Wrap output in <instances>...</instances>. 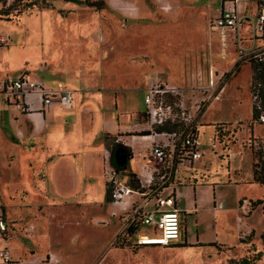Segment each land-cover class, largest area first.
Listing matches in <instances>:
<instances>
[{
  "label": "rangeland",
  "instance_id": "obj_1",
  "mask_svg": "<svg viewBox=\"0 0 264 264\" xmlns=\"http://www.w3.org/2000/svg\"><path fill=\"white\" fill-rule=\"evenodd\" d=\"M102 1L103 9L96 10L83 3L78 6L77 3L67 0H0V22L10 23L7 25L13 26L24 39H27L30 29V38L33 40L30 41L31 44H41L39 49L44 53L43 32L48 26L45 18L47 12L62 15L56 6L60 9L75 7L74 14L67 21L78 25H89L96 21L95 32L81 36L71 35L66 31L65 26L68 24H58L56 15L49 13L52 17H48V21L53 22L57 32L55 46L62 48L64 43L78 45L77 56L82 58L81 67L78 69L88 73V76L95 74L97 79L108 80L112 72V75L125 77L128 86L133 88L128 92L127 98L132 110H145V89L149 80L160 74L184 90L185 97L187 96L186 106L191 107L192 113L198 107L194 125L201 123V115L211 104L221 103L223 100L220 105L209 107L204 122H231L234 118L245 120L251 117L252 105L259 99H254L253 87L251 84L248 86L249 76L252 83L255 74V59L237 61L233 38L226 36L224 49L218 34L220 32L209 30V22L218 13L219 0H143L140 2L141 15L133 18H129L122 11H113L106 0ZM133 4L125 5V8L136 11L138 6ZM25 18L30 21L27 25L29 29L22 22ZM144 27L145 31H142ZM0 35H8L10 39L9 46L0 51L4 52L9 47L11 50L18 36L8 30ZM92 39L97 42L96 48L91 42ZM18 45L17 43L13 49L19 48ZM32 46L29 47L36 50ZM223 52L227 53L224 58ZM29 56L31 60L33 55ZM90 62L100 65L95 73L89 66ZM115 63L118 64L112 66ZM19 66L20 63L14 68ZM56 66V63L53 64L50 59L43 57L37 61L32 71L26 72L23 69L21 72L28 73L32 79L36 76L46 87L53 88L57 83H52L55 78L49 76L47 71H65L77 67L66 62ZM24 67H28V60H25ZM100 67L102 71L99 72ZM9 71V77L18 75L12 69ZM3 77V70H0V81ZM227 83L228 87H225ZM257 88L261 91L262 87ZM1 97L3 98L2 95ZM1 97L0 104L5 105ZM222 129L224 125L215 127L221 134L219 138L222 143L216 142L213 146L207 141L208 135L214 132L213 128H203L204 133L199 136L203 157L194 163L192 170L185 163L184 172L180 175L194 172L196 167V175H193L197 186L202 185L203 191L208 186L216 188V196L221 195L225 200L224 208L216 215L206 209L202 210L197 220L200 225H195L193 217L184 218L183 214L180 215L181 222H184L181 226V243L184 239L194 242L198 237L200 244L209 245L168 249L145 247L144 250L132 247L127 242V233L125 236H111L116 230L119 231L122 222L110 217V205L113 201L105 202L104 187L96 188L94 193L58 195L48 188L43 191L31 185L27 175L21 179L22 184L19 185L20 178L15 177L19 172V150L16 146L7 144L0 134V169L7 170L3 181L0 175V215L5 222V231L0 233V249H7L13 260L23 264L30 261L29 264H235L244 257L254 259L253 264H264V237L261 235L264 229V207H258L247 221L241 215L237 200L238 196L247 200H263L264 188L252 179L243 181V178H249L248 171L251 169L246 161L249 158L244 156L230 158V181L227 180V160L220 156V152L223 144L228 147L235 141L230 138V142L223 143ZM256 134L264 140V125L258 126ZM250 144L249 137L241 141L242 148H250ZM256 146L254 143L255 149ZM262 148L264 149V142ZM111 149L110 147V151ZM11 155L15 158L9 161ZM237 169L242 170L241 178L234 173ZM258 169L260 171V167ZM110 172L111 168L107 165V181L112 178ZM116 176L119 183L128 185L129 178L122 179V171H116ZM186 178L185 187L180 190L182 192L192 186L191 176L188 174ZM240 182L246 184L237 190L235 183ZM186 200V197L179 199L180 210L187 208ZM217 202L219 206L216 205V208L219 209L221 204L220 201ZM99 217L106 220L99 223L96 221ZM237 217L252 226L255 232L252 236L240 234L238 239L233 229ZM225 222L229 224L227 228ZM146 233L147 230L142 228L137 234L143 236ZM258 252L261 253L259 256ZM49 254L54 256L52 262L49 261Z\"/></svg>",
  "mask_w": 264,
  "mask_h": 264
},
{
  "label": "crops",
  "instance_id": "obj_2",
  "mask_svg": "<svg viewBox=\"0 0 264 264\" xmlns=\"http://www.w3.org/2000/svg\"><path fill=\"white\" fill-rule=\"evenodd\" d=\"M141 1L143 0H106L107 4H109V7L113 11H122L123 14H127L129 18L141 15ZM130 3H134L138 6V9L136 11L127 10L125 5ZM53 5L54 4H52V6ZM77 5L75 4L78 8L80 5ZM56 7L63 14L57 15L51 13L52 11L47 12L45 18L48 26L43 32V40L45 41V44L43 43L45 46L44 53L39 49L41 44L35 45L34 42L31 44L30 41H33L32 38H30L32 32L30 31L29 26H27L30 21L26 18L22 19V22H24L29 29L27 39H24L22 34L17 32L13 26L7 25L10 23L0 22L2 24V26H0V33L8 30L11 31L13 35L16 34L18 36L16 44L11 46V50L9 47V49H6L4 52L0 51V70H3L4 74L1 81L6 78H18L24 74L21 72L23 69L26 72L32 71V69L36 67L37 61L43 57L50 59L53 64L56 63V67H59V65L64 64L65 62L77 66L72 70L57 71L59 69H50L47 71L49 76L55 78L52 83H57V86L65 87L74 91L73 104L69 109L61 108L55 102L49 107L42 108L40 101L35 96L31 95L30 100L32 102V110L22 113L14 109L13 106L8 105L4 97H1L2 94H0V97L5 103V105L0 104V134L7 144L12 145L13 147L16 146L20 153V165H18L19 172L15 177L20 178L18 182L20 183L19 185H21V179H24L26 177L25 175H27L31 185H34L43 191H46V188H48L53 194L58 195L94 193L96 188L101 187H104L106 190V183L108 181L105 178V170L107 165H109L108 156L110 155V147H112L111 139L113 138L114 142L128 148L131 155L127 161L126 169L122 171V179L128 178V174H134L139 180L140 186L143 189L142 192L145 193V197L141 198L137 195H133V197L128 200H134L136 205H139L144 213L153 212L156 209L153 198L155 188H149L147 186V178L150 177V175H153V170L158 166L157 161H155L150 154L153 143L158 142L160 138L154 137L147 127L144 126V111L132 110L127 98L128 92L133 88L128 86V81L125 80V77H118V75L114 74L112 75V72H110L111 76L108 80H102L101 78V80L97 79L95 74L88 76V73H84L83 70L78 69V67H81L82 61V58H78L80 55L77 56L78 45L64 43L62 48L55 46L57 32L54 30L53 22L50 23L51 20L48 21V17L51 15H56L58 24L59 22H61L60 24H63V22L67 23L68 25L65 26L67 28L66 31L71 35L81 36L82 34L93 33L96 29V21L91 22L89 25L71 24L72 22L67 21L70 16L74 14V11L76 10L75 7L70 8V6H67V9H60L59 6ZM217 15L218 13L215 17ZM133 28L134 27H131V30H134ZM142 31H145V27ZM218 34L220 35V33ZM244 35H247V32H245ZM220 39L222 42L221 46L226 49L227 37L223 41L220 35ZM91 42L96 48L97 42L93 39ZM17 43L19 44V48L13 49L16 47ZM30 45H33L32 47L36 50L31 49L29 47ZM30 54L33 55L31 60L28 58L30 57ZM226 55L227 53L223 52L222 57L224 58ZM25 60H28V67H24ZM6 63L9 64L6 65ZM19 63V68H14L16 65H19ZM118 63H115L112 66L117 65ZM89 64L94 73L95 69L100 66H97L94 62H90ZM102 65L103 64H101V66ZM10 69L18 73V75L16 77H9L8 73L10 72ZM98 69L99 72L102 71V67ZM77 74H79V76H76ZM33 76L35 75L33 74ZM122 76L124 75L122 74ZM159 76L161 79H164L169 84L173 85L160 74ZM34 79H38L44 85L38 77L35 76ZM250 84L251 76H249L248 86H250ZM225 87H228V83ZM223 102L224 100L221 103ZM221 103L211 104L209 107L220 105ZM209 107L201 115V123L193 126L194 134L198 141L201 133H204L203 128L210 126L215 131V127L224 125V129H222V137L224 138V141L222 140L223 143L230 142V138L235 141L231 142L228 147H225L223 144V149L220 152V156L227 160V180L230 181L228 176L230 169L229 160L235 156L249 158L246 159L247 163L249 162L251 166L250 171H248L249 178H243V181L249 179L253 180V156L250 148H242L241 141L244 138L249 137L250 139L258 141L262 145L264 140L256 134V129H258V126L264 124L253 123L252 132H250L249 125L252 121V114L249 119L245 120L234 118L231 122H214L212 124H207L204 122V119L207 116ZM144 132H148L149 134L143 135ZM213 136L214 132H211L207 138V141L211 144ZM10 139L13 140L10 141ZM220 143L222 142L220 141ZM200 150L203 153L202 144ZM227 154L229 157H226ZM13 158L15 157L11 155L8 159L9 161H12ZM184 165L185 164L179 166L178 172L174 176V181L179 182L175 184L177 187L176 192L179 196L178 198L186 197L187 199L185 203L187 208L181 211L184 218L193 217L195 219V225H200V223L197 222L200 217V212L206 209L209 213L216 215L219 210L221 211L224 208L225 200L221 195L216 196V188H210L208 186L206 187V191H203L204 187H202V185L201 187L197 186V180L193 175H196V167H194V172H186V175L180 176L184 172ZM204 171L208 172L207 170ZM0 172L1 181H3L2 179L5 178L7 170L0 169ZM234 173L238 178L243 176L242 170L237 169ZM188 174L191 176L190 180L192 181V186L185 188L186 190L182 192L180 190L185 187L184 180L187 179L186 177ZM201 174L202 178H204L205 176L203 173ZM117 176L115 174V179ZM3 183L4 186L7 185L5 182ZM243 184L246 183H235L237 190H239ZM13 187L17 188L15 184H13ZM157 191L161 192L162 195L171 194L170 191L167 192L161 188ZM237 200L241 215H243L247 221L250 219L252 213L260 207L253 206L252 203L256 200H247L240 196H238ZM217 201H220L221 204L219 209L216 208V205H218ZM110 206H112L110 209V217L116 221L121 220V218L124 217L126 213L125 208L128 204L120 205L112 202ZM224 218L226 219V217ZM104 220L106 219L101 217L96 219L99 223ZM244 221L245 220L242 218L237 217L236 225L233 227L238 239L240 238V234L249 236L251 233H255L251 228L252 226H249V224ZM228 225L229 224L225 222L226 228ZM242 226L245 228L243 229ZM142 228L147 230V233L144 235L154 236V234L157 233L148 226L141 225L135 233L133 232V234L128 237L127 241L131 243L132 247L137 249L144 250L145 247L168 249L174 248L175 245H181L183 243L188 244L186 246L187 248L204 247L209 245L200 244L199 238L196 237L197 240L194 242H188L184 239L183 243H181L179 238L178 241L173 242L168 246H136V241L138 237H140L137 233ZM120 229L119 231L116 230L111 236L113 237L116 234L119 235ZM50 255L51 254H49V256ZM30 262L25 264H29Z\"/></svg>",
  "mask_w": 264,
  "mask_h": 264
},
{
  "label": "built area",
  "instance_id": "obj_3",
  "mask_svg": "<svg viewBox=\"0 0 264 264\" xmlns=\"http://www.w3.org/2000/svg\"><path fill=\"white\" fill-rule=\"evenodd\" d=\"M209 30L219 31L223 41L227 35L233 38L237 61L248 58L264 61V0H219L218 15L209 22ZM245 32L247 35H244ZM9 42L8 35H0V49L7 47ZM0 94L8 105L24 113L32 110L31 95L40 101L42 108L49 107L55 102L61 108L69 109L73 104L74 91L61 86L47 88L38 79H32L28 73H24L18 78H6L1 81ZM253 97L256 100L257 93L253 94ZM144 106L143 124L154 137L160 138L158 142L153 143L150 154L158 166L153 170V175L147 178V186L155 188L153 198L156 209L144 213L134 200L129 201L133 195L142 198L145 197V193L117 182L113 170L110 172L112 198L114 204H128L125 208L126 213L121 218L122 226L119 233L123 234L122 236L130 229H134L135 233L141 225H146L158 234L138 237L136 246H168L179 240L183 225L180 219L182 211L177 207L179 196L175 184L179 182L174 181V176L179 166L188 163L192 170L193 164L203 156L200 150L201 143L195 136L193 128L198 107L192 113L191 107L186 106L184 90L169 84L159 75L149 80L144 93ZM257 123H264V113L259 115ZM165 126L176 128L173 131L157 130ZM216 142L220 143V138L214 133L213 146ZM160 188L169 190L171 194L162 195L157 191ZM4 231L5 222L0 215V233ZM261 235L264 237V229ZM53 257L49 256L50 262ZM0 264L23 263L13 260L8 250L3 248L0 249Z\"/></svg>",
  "mask_w": 264,
  "mask_h": 264
},
{
  "label": "trees",
  "instance_id": "obj_4",
  "mask_svg": "<svg viewBox=\"0 0 264 264\" xmlns=\"http://www.w3.org/2000/svg\"><path fill=\"white\" fill-rule=\"evenodd\" d=\"M70 2H74L77 4H85L88 7H92L95 8L96 10H101L103 9V5L104 2L102 0H97V1H90V0H84V1H78V0H67ZM259 2V1H258ZM254 66H253V70L255 72L253 78H252V83L251 86L253 87V94L257 93V98L258 102L252 105V121L251 124L249 125L250 128V132H252V125L253 123H257V119L259 117V115L261 113H264V61H258L255 60ZM261 86V91H259V87ZM144 117V115H143ZM258 124H264V123H258ZM176 127L174 126H165V127H161L158 128V131H173L175 130ZM214 133L218 134V136L220 137L221 134L219 133V131L215 130ZM148 132H144L143 135H148ZM112 141V149L110 151V155H109V159H108V163L110 168L114 171V173L116 174V171H123L126 169V164L127 161L130 158V151L128 148L124 147L123 145L114 142V139H111ZM254 143L257 144L256 148L254 147ZM250 150L253 156V180L254 182L259 183L263 188H264V149L262 148V145L256 141L251 139V144H250ZM121 151L122 155L126 156V163L123 166H119L116 163V160L114 158V155ZM260 167V171L259 168ZM128 186L133 189V190H139L142 191L143 189L140 186L139 180L136 178V176L134 174H128ZM106 194H105V202L106 203H111L113 201L112 198V183L110 181H108L106 183ZM253 206H262L264 207V199L263 200H256L255 202L252 203ZM134 229H130L128 230V236H130L131 234H133ZM252 236V233L249 235ZM240 243H243L242 241L239 240ZM187 245L185 243L181 244V245H175L174 248H182V247H186ZM200 246V245H198ZM261 253L258 252V256ZM254 259H249V258H241L240 260L236 261L235 264H253Z\"/></svg>",
  "mask_w": 264,
  "mask_h": 264
},
{
  "label": "water",
  "instance_id": "obj_5",
  "mask_svg": "<svg viewBox=\"0 0 264 264\" xmlns=\"http://www.w3.org/2000/svg\"><path fill=\"white\" fill-rule=\"evenodd\" d=\"M117 165L123 166L126 163V156L122 155L121 151L114 155Z\"/></svg>",
  "mask_w": 264,
  "mask_h": 264
}]
</instances>
